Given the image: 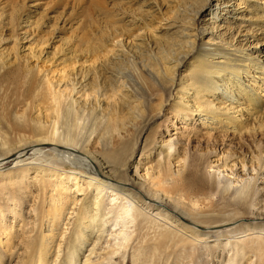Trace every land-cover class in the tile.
<instances>
[{"label":"bare ground","instance_id":"bare-ground-1","mask_svg":"<svg viewBox=\"0 0 264 264\" xmlns=\"http://www.w3.org/2000/svg\"><path fill=\"white\" fill-rule=\"evenodd\" d=\"M75 1L80 2L82 7L88 5L89 1L97 2L96 5L106 14L107 18L109 14L115 13L117 10L112 5H108L106 0L104 2H101L103 0ZM153 1L158 12L163 10L162 3L168 2V0ZM228 1L216 0L209 13L211 21L207 26L210 29L201 27L202 34L208 31L213 35L212 42L203 41L201 45H198L200 30L195 18L199 10L203 8V3L197 7L193 20L185 23L187 25L182 29L183 40L177 44L166 43L168 46L170 45L169 50H166L165 45H159L161 37L149 33L140 34L142 27H137L130 30L131 33L127 37L131 40L134 38V42L124 43L118 40L122 51L108 57L111 52L109 51L107 55L105 54L104 59L100 58L102 60L98 63L96 62L97 56H101L110 41L122 37L121 31L127 27L126 22L123 23L121 29H118L114 21L112 23L106 21L105 26L99 25L98 33L101 34H98L99 37H95L99 43L90 45L86 49L78 46L72 55L62 59V64L66 65L67 61L73 57L76 61L72 62L78 63L81 59L83 61L81 64L79 63L78 67L73 66L71 72H63L62 74L65 75L60 76L61 78L55 80L56 82L49 80L45 71L42 72V68L34 61L35 53L32 51L24 53L25 56L22 58L17 49L11 51H1L0 49V83L8 80L7 78H10L11 74L16 76L18 73H22V76L26 73V76L31 75L32 80L39 81L37 83L38 90L33 93L37 92L33 96L37 97V103L29 101L28 106H23H27L26 109L21 113L18 111L14 116L8 114L11 110L8 111L9 106L5 104L6 96L1 98L0 95V264L6 263L5 256L13 246H16V236H19L20 239L17 240L18 248H24V251L29 252L23 264H48L50 249L57 237L55 230L62 217L66 215L69 204L74 203L73 200H77L78 204L72 211L75 212V220L70 227L69 236H66L64 255H62V260H59V264H78V262H80L79 264H113L112 259L117 256L116 254L121 248L128 246L129 241L137 239L140 235L138 229L143 219L140 217L143 208L137 207L136 203L138 202H142L140 205L151 207L156 211L153 213L154 215L162 217L156 218L163 223H154L151 227L149 225V229H153L155 235L165 239V243L170 241L172 245L182 246L184 241H194L197 244L212 242V245L209 244L212 247L221 246V251L218 252V256L222 259L220 264H241L253 253H259L258 255L264 258V205L262 200L261 203L254 199L255 187L252 183L245 182L246 185L241 187L239 204L252 216L254 227L248 225L243 230L228 234L229 236L224 234L226 237L221 238L223 233L219 227L228 222L225 220L223 222V219L215 220L213 222L218 224L205 226L208 228L217 227V230L199 229L200 225L195 223L192 218V216L200 214L195 209L197 206L194 208L196 200L190 199L189 202H185L187 212L178 208V204H176L181 199L176 194L180 195L181 190L174 194L168 189L171 181V185H175L172 189H179V181L181 182L183 178L179 168L176 171L171 169L170 157L174 147L172 137L162 140L158 147L160 161L158 160L159 169L156 172L146 171L144 174H139L136 165L135 173L131 178L125 171L139 140L134 138L133 141L136 140L134 143L130 140L128 125L137 132L140 127L134 122L128 124L129 122L124 120V116L120 117L119 113L122 112L120 105L129 106L134 103L132 97L137 96L138 85L148 88L155 85L160 86V89L162 87L163 91L157 94L159 102L157 101L158 104H155L156 106L153 108V111L156 112L155 115L161 114L165 103L170 101L171 97L175 99L172 105V117L180 118L185 122L182 130L174 133L184 139L187 138L189 143L195 142L198 138L197 130L191 125V121L198 118H201L203 124L209 128L217 126V128L231 131L237 136L242 134L253 136L264 131V47H261L264 45V8L259 10L256 6L258 3L245 0L254 8L252 6L244 14L236 12V16H232L235 19V26L228 25V32L221 31V20L226 23L229 18L227 13L230 9L226 8V6H230V4L227 5ZM6 2L11 3V0L2 1L3 14H6L7 11ZM64 2L65 0H48L46 4L47 6H57ZM72 3L75 4L74 1ZM24 13L16 17L19 26L27 22L25 16L29 13ZM62 14L61 11V17ZM115 15V17L120 16L119 13H115ZM154 15L156 16V13ZM43 17L46 18L47 15ZM132 17L135 18L136 14H133ZM120 20H125V17H121ZM95 23L98 21L96 20ZM31 24L25 26L27 28L25 32L29 27H32ZM56 24L55 22L52 27L57 30ZM66 24L65 22L64 25ZM145 26H148V23ZM37 28H41V26L38 25ZM189 29L195 31L194 34L190 33ZM240 37L242 38L239 39ZM157 46L159 49L155 52ZM126 56H128L127 59H125ZM136 57L139 61H135ZM188 58L191 60L187 61ZM91 59L95 60L94 66ZM89 60L92 61V66L83 65ZM128 64L131 69L126 67ZM23 72L25 73L23 74ZM101 76L105 78L108 85H100ZM245 76L250 77L249 81L251 82L245 81ZM23 77H19L21 80H18L21 82L25 78ZM15 78L14 81H18ZM11 82L13 83V81ZM9 84L11 85V83ZM23 85L25 86L26 83ZM20 86L26 89L22 85ZM108 86H111L110 91L107 90ZM116 86L126 89H123L125 91L122 92L123 98L120 97V100H116L111 93L114 92ZM142 99L146 100V98ZM135 108V114L143 119L141 111L137 106ZM212 140H215V136ZM91 144H97V149L99 150L100 146V150L97 152L93 151L94 149L89 150ZM126 153L127 155H125ZM55 157L58 158L56 162L62 158L63 162L68 164L86 166L87 174L77 170L59 172L60 169L58 170L57 167L47 162L48 159ZM262 159L261 167L259 163V165L257 164L260 167L258 175L253 176L256 184L264 183V158ZM9 161L14 162L10 168L6 167ZM206 166L209 169L214 168L213 172H218L219 175L223 172L229 177L231 174L236 176V174L239 175L238 173L245 171V167L241 166L242 169L236 172V163L232 164L228 161L224 162V160L223 162L216 160ZM30 169H34L32 184L29 182L23 184L22 179L29 175ZM52 177L56 181L50 184ZM230 178L234 179L230 182L240 181L238 176L235 178L232 175ZM24 180L27 182V178ZM202 182L204 187H213V183L209 179ZM47 185H53L57 191V196L51 195L49 200L45 194H42ZM34 187L41 190L39 195L41 196L39 201L41 205L25 212L21 201L17 200V196L22 192H31ZM72 189V192L76 191L81 197L71 200L69 192ZM168 206L172 209H169ZM35 213L36 219L31 221L33 225L30 227H34L38 221L37 227L41 229L43 220L49 219L51 222L49 233L41 231L38 234H33V229L18 233L19 230H23L16 229V226L21 225V222L24 221L22 215H34ZM173 213H176L178 218L173 219ZM190 217L192 218L191 224L184 222ZM25 220H27V216ZM173 222L181 229L174 230L168 227ZM133 226L135 229L131 231L130 228ZM136 230L137 232L134 234ZM178 232H182L183 235L177 236ZM58 234L60 235V232ZM86 245L88 247L85 249ZM84 249L86 253L80 257ZM141 251L140 249L134 250L132 258L138 259ZM57 256H59L58 253ZM137 263L140 262L133 261V264Z\"/></svg>","mask_w":264,"mask_h":264},{"label":"rangeland","instance_id":"rangeland-1","mask_svg":"<svg viewBox=\"0 0 264 264\" xmlns=\"http://www.w3.org/2000/svg\"><path fill=\"white\" fill-rule=\"evenodd\" d=\"M2 1H6V0H1L0 2L1 51H11L12 49L13 50L17 49L19 50V55L22 56V58L25 56V54L32 51L33 53H35L36 59L34 58V61H36L37 64L42 68L41 69L42 72L45 71V74L48 75L47 78L49 80H52L53 82H56L55 80L60 79L61 78L60 76L65 75L62 74L63 72L65 73L71 72L73 66L78 67L82 63L83 59L80 58L81 60L78 63H75L76 60L73 57V59L68 60L69 62L67 61V65H66V64H62V59L64 57H69L70 55H72V53L76 49H78V46H80V48L82 49H86L90 45L97 44L98 40L95 37H99L98 34H101L100 32L98 33V31L100 30L99 25L102 24V26L103 25L105 26L106 21H110L111 23L114 21L118 29H121L123 23L126 22L127 27L123 31H121V33L123 34L122 37L115 39L112 42L110 41L109 46L107 47L106 50H104L101 53V56L100 55L97 56L98 60L96 59V62L98 63L102 59H104L105 54L107 55L109 51L111 52L109 53L108 57L114 56L119 51H122V48L118 43V40L124 43L134 42L133 41L134 38H132L131 40L130 38L128 39L127 37L128 34L131 33L130 30L136 29L137 27H142V30H140V34L149 33L152 34L153 36L161 37V39H159L161 42L160 41L158 42V40L155 41H157L161 46L165 45L164 47H166V50H169L170 45L168 46L166 43L177 44L178 42H181V40H183L184 37L182 36L183 35L182 29H184V26L187 25L185 23L186 22L189 23L190 21L193 20L197 7L203 3H204L203 8L199 10V13L195 18L196 23L199 26V30H200L198 37V45H201L203 41L212 42L213 40V35L210 32L205 31L202 34V28H206V27L209 28V26H207L208 22L211 21L209 20L211 17L209 13L211 8L216 3V0H203L204 2L201 0H197V1L168 0V2L164 1L162 3V9H163L162 12H158V10L154 7L155 3L153 0H106L108 2L107 3L108 5L110 4V6L112 5V7H114L115 9L117 8L116 12L115 11L114 12L120 14V16L115 17L116 16L115 13H111L109 14L108 18L106 17V14H104L102 10L98 8V6L96 5L97 2L95 1L93 3L89 1L88 5H84L82 7L80 2L77 1L78 2L77 3L75 0H67V2L65 0V2L62 4L63 6L60 4L57 6L54 5L47 6L46 3L48 2V0H11V3L6 2L7 11H8V12L6 11V14H3L2 4L4 2L2 3ZM73 1L75 2L74 5L72 3ZM252 1L258 3L256 6H258L259 10H263L264 0H252ZM101 2H104V0ZM101 2L100 4H102ZM229 4L230 6H226L227 9H230L228 10V13L226 12L227 15L229 14L228 15L229 18L227 20L228 22L225 23V21L221 20L220 22L222 24L220 29L221 31L226 30L228 32L229 30L228 25L235 26V19L233 18L236 16L237 14L236 12H240L244 14L248 11L249 8H252L253 6L252 4H248L245 0H229L227 5ZM61 11L63 12L62 17L60 16ZM24 12L29 13V15L25 16V20H27V22L24 24L22 23V25L19 26L16 21V17L21 13L25 14ZM154 13H156V16L154 15ZM133 14H136L135 18L132 17ZM44 15H47V17L44 18L43 17ZM121 17H125V20H120ZM65 18L67 21L64 20ZM96 20L98 21V23H95ZM35 22H37L38 24ZM55 22L57 23L55 26L57 27V30L56 28L52 27V25H54ZM65 22L67 23L66 25H64ZM29 23L30 24L33 23L31 24L32 27L31 28L29 27L27 32H25L27 29L25 26ZM146 23H148V26H145ZM38 25H40L41 28H37ZM95 32H97V34H95ZM189 32L194 34L195 31L193 32L192 29H189ZM175 33H177V35H175ZM41 36L44 37L42 38ZM241 38L242 37H240L239 39ZM261 47H264V45H262ZM158 49L159 46H157L155 52H157ZM127 57L128 56H126L125 59H127ZM100 58L102 59L100 60ZM190 58H188L187 61L191 60ZM135 59H136L135 61H139L138 57H136ZM73 60L75 61L72 62ZM91 60L93 61L92 65L94 66L95 60L93 59ZM91 60H89L88 63L87 62L83 63V65L87 64L85 66H92ZM126 67L128 69H131V66H129V64L126 65ZM63 68L66 70L64 71ZM24 73L25 72H23V74ZM25 74L23 76L25 78L28 77L30 80L28 78L25 79L22 76V73H18L16 74V76L11 74L9 76L11 79L7 78L9 81L8 80L4 81L7 83L4 82L0 83L1 98L2 97L4 98V96H6V99L4 98V100L7 101L5 104L9 106L8 111L11 110L10 113H8L10 114L9 116H14V114L17 113L18 111L20 113L24 111L28 106L29 101L30 103L36 101L37 103L36 100L37 97L35 98L33 97L37 92L35 94L33 93L38 90L37 86L39 85L37 83H39V81L38 80L34 81L31 79V75L26 76ZM19 77L20 78L23 77L26 81L23 79L21 83L19 81L21 80L19 79ZM14 78L17 80L19 79L18 81L20 83L18 81H14ZM62 79L64 80V78ZM244 79L245 81L248 82L250 80V77L245 76ZM10 80L13 81V83ZM100 80H102L100 81L101 83L100 85L103 86L108 85L106 84L107 81L103 76H101ZM24 81L26 83L25 86L23 85L25 84ZM9 83H11V85ZM16 84H20L26 89L22 88L20 85L17 86ZM13 85H14V90H13ZM29 86L31 87L33 86V87L31 88ZM110 87L108 86L107 90L110 91L111 90ZM137 87L139 88V89L137 88L138 94H140L139 96L140 97L143 96V97L140 98L138 94L137 96L132 97L134 103H132V105L130 104L129 106L128 105L122 106L120 102L121 104L120 106L122 108L121 114L119 113L120 117L124 116L125 117L124 120H126L127 123L129 122L128 124L134 122L140 127L139 131L137 132L134 130V128H131V126L128 125V129H129L128 135L130 137V140L133 141L134 138L136 140L137 139L139 140L137 145L135 146L133 156L131 157L130 161L128 162V165L125 168L127 175L132 178L136 170V165L138 166L139 174H144L146 173V171H148L149 173L156 172L159 169L157 163H159L160 161L159 160L160 157L158 155L159 153L158 147L162 140L164 139L166 140L172 137L173 139L172 141L174 142V147L172 148L171 151L172 156L170 157V161L172 162L171 169L172 170L174 169L176 171L179 168L181 170V175L183 176V178L181 182L179 181L180 183L179 189H172L175 186V185H171L172 181L169 183L168 189L171 190V192H174V194H176L178 190L179 191L181 190L180 195L179 193L176 194L177 196H180L179 198H181L179 200L180 202L176 203L178 204V208L182 210H186L188 212L186 208V203L189 202L190 199H192V201L195 199L196 204H194V208L197 206L195 209L198 213H200L199 214L200 217L199 215H197L194 217L192 216V218L195 223L200 225L199 229L201 230H203V228H208L205 226L208 225L213 226L214 224H218L213 222L215 220L223 219V222L225 221L228 222L227 224L221 225L219 227L220 229H222V233H223V235L220 236L221 238L229 236L239 230H243L245 229V226L250 225V227H254L255 224L254 221H252L253 219L252 216L242 208V206L239 204L240 202L239 199H240L241 187L243 188L244 187L243 185H246V183L248 184L249 182L252 183V185L255 187L254 188L255 191L253 194L254 199L259 200L260 202L262 200L264 205V187H263L264 183L259 182L256 184L254 181L255 179L253 178V176L258 175L259 169L261 167L260 162L261 160H263L262 158H264V133H263L264 131L262 130V132L260 131L259 133H256V135L253 136H250L248 134H242L237 136L236 134L231 133V131L222 130L221 128L219 129L217 128V126L215 128H209L207 127V125L203 124L201 118H198V119H193L191 121L192 127L195 130H197L198 138L195 140V142L189 143V140L187 138L184 139V137H181L179 134L174 133L177 131L180 132L182 130L183 123L185 122L182 119L180 120V118L174 119L172 117L171 111L173 109L172 105L175 99L171 97L170 98L171 100L165 103L164 109L161 112V114L155 115L156 112L153 111V108L159 102V98L157 94L163 91L162 87L161 89L160 86L158 85H155L154 87L152 86V88L150 86L149 88L145 87L144 85L143 87L142 85H138ZM3 88H5V90H3ZM123 89L125 88L123 87L120 88L119 86H116L114 92H111L113 93V96L115 97L116 100H120V97L123 98L122 92L126 90ZM146 90L148 91V93ZM15 91L16 94H14ZM5 92L6 94H4ZM142 98H146V100L144 99L145 100L144 101ZM24 105L27 106L23 107ZM134 105L137 106V108L141 111L142 113L141 115H143V119L139 118V116L135 114L136 108ZM213 136H215V140H212ZM148 138H150L149 141ZM136 140L133 141V143L136 142ZM146 140H147V145L145 146ZM90 146L91 147H89L90 148L89 150L94 149L93 151L96 152L100 150V146H99V150L97 149L98 148L97 144H91ZM127 152L130 153V151ZM125 155H127V153ZM57 159L58 158L56 157L50 158L48 159L47 162H49L50 165L57 167L58 170L60 169L59 172L77 170L87 174L88 170H86V166L84 167L81 164H77V166H74L72 164H68L67 162H63L64 160L62 158L61 159L59 158L58 162H56ZM216 160H219V162H223L224 160V162L228 161L232 164L236 163L237 166V168L235 167L236 172L241 170L243 167H245V171H243L242 173H238L239 175L237 174L236 176L235 174L230 175V177L234 175L235 178L238 176V179H240V181L230 182L231 180L234 179L230 178L228 175H224L223 172L222 174L220 173L221 175H219L217 174L218 172L216 173L215 171L213 172V170H215L214 168L209 169V167L206 166L209 165L210 162L213 161L215 162ZM13 164H14L13 161H9L6 164V167L9 166L10 168L12 167ZM241 166L242 168H240ZM32 171H34V169H30L29 175L24 178V179L27 178V182L26 180L22 179V181H24L23 184H26L28 182L29 184H32L31 180H32V176H34V173H32ZM205 179H209L211 183H213V187L211 188L204 187L202 181ZM57 180L59 181L60 179ZM55 181L56 179L52 177V180H50V184H52ZM130 187L133 188L132 186ZM72 191L73 189L69 192V195L71 196V200L73 198L78 199L81 197V195H78L76 191L74 192ZM43 192L44 193L42 194L46 195L47 200L50 199L51 195L57 196L56 195L57 191L54 189L53 185L51 186L47 185L45 191ZM24 193L25 192H22L19 195L20 197L17 196V200L21 201V206L24 208L25 212L30 211V209L34 208L35 206L41 205L39 204L40 203L39 201L41 200L40 199L41 196H39L41 194V190H38L37 187L36 188L34 187L31 192H26L25 193L26 195ZM76 201L77 200H73L74 203L69 204V208L66 212V215L62 217L60 224L58 225V228L55 230V232L57 233L56 235L57 237L55 238V242L52 244L53 246L52 249H50V253L48 256L49 257L48 264H59L60 261L62 260L63 257L62 255H64L66 236L67 237L69 236L70 234L69 232L71 231L70 227L72 225V222L75 220V214H74L75 212L72 211L75 210V207L78 206ZM141 203L142 202L136 203L137 207L141 209L143 208L142 215L140 216L143 219L138 229V234L140 235L137 239L135 240L132 239L131 241H129L130 243L128 246L121 248V250L116 254L117 256L113 257L112 259L114 261L113 264H133V261L140 262L137 264H141V263L142 264H218L219 263L220 264L221 263L220 260L222 259H220V257L218 256V252L221 251L220 250L221 246L212 247L211 246L213 244L212 242H208V243L203 242L202 244L199 243L197 244L194 241H184L183 242L184 244H182V246L172 245V242L170 241L168 243H165V239L155 235L153 229H149L154 223H163L158 218H156V217L159 218L162 217L160 215H154L153 213L156 212L155 210H153L151 207H148L147 205L144 204L140 205ZM168 207L169 209H172L170 206ZM173 214H174L173 219L178 218V215H176V213ZM35 215L36 213L34 215H30V214L22 215V218L24 217L23 222L25 224L21 222V225L16 226L17 230L23 229L21 231L19 230L18 233L22 231H30L31 229H33L32 231L33 234L34 233L38 234L41 231L42 233H49L48 231L51 228V222L49 221V219L43 220V224L41 226L42 228L40 227L41 229L37 227V225H39L38 221H36V225L34 227H30V225H33V223L31 224V221H34V219H36L34 217ZM26 216H27V220H25ZM192 218L190 217L186 219V221L184 222L191 224ZM175 224H176L175 222L170 223V225L172 226L168 225V227L174 230L176 228L181 229V227H179L176 224L178 226L177 227ZM133 227L130 228L131 231L135 229V227L134 228ZM208 229L217 230V227H212ZM59 232L60 235L58 234ZM136 232L137 230L134 231V234H136ZM176 235L180 237L183 234L182 232H178ZM18 239L19 236H16L15 237L16 246H13L11 250L8 252V254L5 256V260H6L5 264H23L24 261L27 259L26 255H29V252L24 251V248H18L17 246ZM87 247L88 245L85 246V249ZM85 249L82 250L83 252H81L80 257H82L83 253H86ZM136 249H140L142 251L138 256V259L137 258L133 259L132 254L133 251ZM57 253L59 254V256H57ZM258 254L257 253L251 254L249 256L251 260L249 258L245 259L243 262H241V264H246V263L264 264V258H261L260 255ZM79 263L80 262H78V264Z\"/></svg>","mask_w":264,"mask_h":264}]
</instances>
